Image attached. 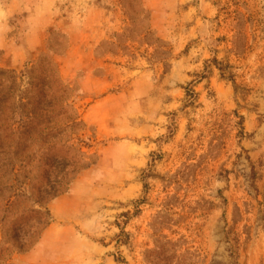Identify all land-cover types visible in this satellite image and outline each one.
<instances>
[{"label":"rangeland","instance_id":"rangeland-1","mask_svg":"<svg viewBox=\"0 0 264 264\" xmlns=\"http://www.w3.org/2000/svg\"><path fill=\"white\" fill-rule=\"evenodd\" d=\"M0 264H264V0H0Z\"/></svg>","mask_w":264,"mask_h":264},{"label":"trees","instance_id":"trees-1","mask_svg":"<svg viewBox=\"0 0 264 264\" xmlns=\"http://www.w3.org/2000/svg\"><path fill=\"white\" fill-rule=\"evenodd\" d=\"M22 146L24 149L22 148L21 151L26 152V149L30 148V143L28 141H25ZM29 161H30V158L23 166L26 167L28 165Z\"/></svg>","mask_w":264,"mask_h":264}]
</instances>
